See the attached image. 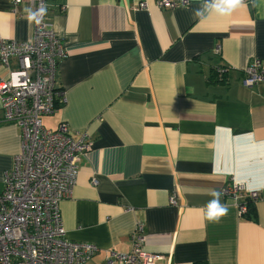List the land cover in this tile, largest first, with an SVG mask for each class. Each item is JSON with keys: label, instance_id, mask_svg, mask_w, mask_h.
<instances>
[{"label": "crops", "instance_id": "crops-1", "mask_svg": "<svg viewBox=\"0 0 264 264\" xmlns=\"http://www.w3.org/2000/svg\"><path fill=\"white\" fill-rule=\"evenodd\" d=\"M140 1L47 0L67 53L55 79L66 102L41 122L66 123L90 147L59 202L65 237L96 245L85 264H104L108 250H130L141 222L156 264H264V83H242L250 59L264 63V0L225 12ZM28 11L0 0V38L29 40ZM219 65L227 72L213 76ZM19 149L0 107V192ZM231 180L258 192L250 218L222 195ZM213 192L227 206L218 221L206 215Z\"/></svg>", "mask_w": 264, "mask_h": 264}, {"label": "built area", "instance_id": "built-area-1", "mask_svg": "<svg viewBox=\"0 0 264 264\" xmlns=\"http://www.w3.org/2000/svg\"><path fill=\"white\" fill-rule=\"evenodd\" d=\"M213 0H203L207 8ZM249 0H242L246 3ZM26 2L31 13L44 12L32 22L29 40L0 38V107L2 121L20 130V149L6 171L0 192V264H85L97 251L92 243L65 237L59 202L70 195L76 182L80 155L89 150L83 137L71 138L66 123L55 129L42 125L41 117L53 114L66 102V93L55 85L58 62L66 56L60 37L46 21L47 0H13L15 7ZM191 0H154L159 9L188 6ZM139 8L147 7L146 0ZM15 11V10H14ZM219 53V47L215 49ZM14 59L16 66H11ZM225 75V65L214 67ZM243 85L264 83V63L253 57L244 69ZM91 183L96 184L92 179ZM222 195L238 201L240 216L259 198L235 180L224 184ZM171 203L175 200L171 198ZM127 252L110 249L104 264H156L159 254L142 249L143 223L137 222Z\"/></svg>", "mask_w": 264, "mask_h": 264}, {"label": "clouds", "instance_id": "clouds-1", "mask_svg": "<svg viewBox=\"0 0 264 264\" xmlns=\"http://www.w3.org/2000/svg\"><path fill=\"white\" fill-rule=\"evenodd\" d=\"M242 0H213V3L211 5H209V7L211 8H215L220 12H225L231 9V7L241 3ZM44 12V9H40V11L38 13H31L30 12V18L35 19L37 16H39L40 14H42ZM198 15L200 13H197ZM214 199L211 200L208 205V211H207V218L209 220H213V221H218L219 217L221 214L226 213L227 211V206L226 205H222L220 203V192H213L212 193Z\"/></svg>", "mask_w": 264, "mask_h": 264}, {"label": "trees", "instance_id": "trees-1", "mask_svg": "<svg viewBox=\"0 0 264 264\" xmlns=\"http://www.w3.org/2000/svg\"><path fill=\"white\" fill-rule=\"evenodd\" d=\"M214 71V70H213ZM217 74L214 72L213 73V76H216ZM218 77V75H217ZM253 205L252 204H248V209H247V212L243 215V217H246V218H250L253 214ZM197 264H203V263H197Z\"/></svg>", "mask_w": 264, "mask_h": 264}]
</instances>
